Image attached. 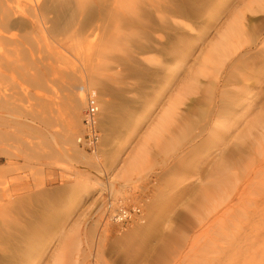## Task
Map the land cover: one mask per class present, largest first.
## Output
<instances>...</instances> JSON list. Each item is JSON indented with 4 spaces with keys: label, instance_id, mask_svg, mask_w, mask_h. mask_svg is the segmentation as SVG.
<instances>
[{
    "label": "rangeland",
    "instance_id": "1",
    "mask_svg": "<svg viewBox=\"0 0 264 264\" xmlns=\"http://www.w3.org/2000/svg\"><path fill=\"white\" fill-rule=\"evenodd\" d=\"M27 1L15 0L23 10ZM84 1L71 30L47 39L57 53L34 56L45 48L32 39L17 52L4 48L12 61L1 68L0 87L28 118L0 114V223L46 227L29 258L25 243L17 245L16 264H54L57 256L59 264H264V62L256 57L264 10L244 13V39L254 37L257 48L244 44L218 72L200 76L201 56L247 0H127V10L111 14L110 0H99L98 11ZM41 2L54 17L58 3ZM102 33L112 39L105 49L96 48ZM91 80L99 86L90 102L113 106L98 120V154L65 153L71 146L60 135L71 104L80 95L89 101ZM171 104L165 139L149 147L143 171L110 181ZM109 202H142V217L110 223Z\"/></svg>",
    "mask_w": 264,
    "mask_h": 264
},
{
    "label": "bare ground",
    "instance_id": "2",
    "mask_svg": "<svg viewBox=\"0 0 264 264\" xmlns=\"http://www.w3.org/2000/svg\"><path fill=\"white\" fill-rule=\"evenodd\" d=\"M16 1L19 2V0H16ZM88 1L90 4V7H91L90 9L92 11H98L100 5L105 6L103 4H100L99 0H88ZM137 1L141 2L143 0H134L133 5H135V3ZM27 2L29 5H27L28 7L26 10H25V8L23 10V8H20L19 4L16 3L15 0H0V76L2 75V72H1L2 67H3V69L10 67L11 62L9 61V59H11L12 57H7V55H6L7 49L10 48L9 50H12L11 48L16 47L18 44H20L22 42L27 43V42L31 41V39H32V42L35 41L36 44L42 43L41 45H43V48H45V49H41V48H39V46H38L39 49H37V46H36L35 47L36 51H35L34 49L31 50L28 47L29 51L30 50L35 51L34 54L35 53L38 54L44 50H45V52L47 51V52H51V53H57L56 49H57L58 45L56 46L55 50H52V48L49 46V44L46 43L47 39L58 38L59 35H61L63 33L66 34L68 32V30L70 31L71 30L70 27L73 25V22L76 20V17L78 16L79 11L83 10L81 7H85L86 5H88V2L87 1L85 2L84 0H74V1L73 0H50L51 4L52 3H54V4L58 3V6H57L58 9L56 6H54L53 8L55 10L57 9V11L54 10V12H53L55 16L53 15L54 17H49L51 14H49V16H47L46 12H44V4L45 3L42 4L41 0H28ZM110 2H111V5H114V6H113V8H110L111 10H108L107 13H110V14L114 13V11H117L118 9L127 10V0H110ZM153 5H154V3H153ZM63 7H64V9H62L63 11H60L59 9H61ZM157 8L155 9L156 12H158ZM259 10H264V0H247L245 5H244L243 11H238L236 13H233V15L228 20V22L223 27V29L220 32H218L215 40H213L209 44L206 51L201 56L200 63H199L200 68H199L197 74H199L200 76H205L206 74H209V72H213L215 74L216 72H218V70L224 64V62L228 58L232 57L234 54H237V52L240 49L244 48L245 46L248 48H254V47L257 48V45L259 43L256 42L254 37H252V39L248 40L247 42H246L247 39H244L245 32H244V28H243V20H244V13L245 12L255 13ZM64 11H65V13H64ZM140 11H142V10H140ZM60 13L63 15H60ZM170 13L172 15H175V14H178L179 11L177 9H174V10H171ZM64 15H66V17H64ZM18 16H21L23 19L19 18ZM138 16H141V15L138 14ZM51 18H53L54 20L52 19V21H51ZM125 21H127V20H125ZM115 29L117 30L118 28H115ZM115 29H114V31H115ZM15 30H18L21 33V35L19 36ZM72 32L73 31H71V33L69 32L68 34L74 35V33H72ZM75 33L77 35V36H75V38L76 37L79 38L78 37V35H79L78 31H76ZM71 35H69V36L72 39L73 35H72V37H71ZM111 35L112 34H110V36ZM61 36H63V35H61ZM69 36L67 35L66 38H68ZM98 36L99 37L101 36V37L100 38L98 37L97 40L95 39V41L97 43L96 48L99 46V48L102 49L105 46H107V44L109 45L108 40H111V42H112V39H110L111 38L110 36H109L110 37L109 39H106L107 37H105L106 35L104 36L103 33L101 35H98ZM112 36H115V35H112ZM95 37H97V36L95 35ZM64 38H65V36L63 37V39ZM79 40H76V41L80 42ZM104 40H107V41L105 42ZM113 41H115V40H113ZM70 42L73 45L74 41L73 42L70 41ZM23 43L20 44V47H22L21 45H23ZM82 43H83V41H82ZM60 44H62V43L60 42ZM68 44H70V43L68 42ZM103 44L105 45L104 47H102ZM244 44H246V45L244 46ZM72 45H70L71 48H73ZM30 46H31V44H30ZM61 46H63V45H61ZM65 46H69V45L66 44ZM79 46H80V44H79ZM90 46H92V45L90 44ZM261 46H264V41L261 42ZM4 48H7V49H4ZM17 48L19 49V45ZM105 48H107V47H105ZM74 49H75V47H74ZM262 49H264V47H262ZM13 50L16 51V48H14ZM23 50H22V52H23ZM22 52H20V53H22ZM258 52H259V56H256V57L262 58L261 60H262V62H264V50L258 51ZM18 53H19V51H18ZM29 53H30L29 56H31L32 53L31 52H29ZM37 54H35L34 56H36ZM17 56H20V54H18ZM30 58H33V57H30ZM16 60L18 61V59H15V61ZM11 61H12V59H11ZM13 63H14V61L12 62V64ZM34 63L32 62V64H34ZM19 65H18V68L20 70ZM24 65L22 64L20 66L21 67L23 66V68L25 69ZM27 65L31 66V64L30 65L27 64ZM13 66H15L14 70L18 69V68H16L17 63ZM33 67L36 68V66H33ZM49 67L50 66H48V68ZM23 68H21L22 72L26 73L27 70L25 71ZM26 68H28V67H26ZM249 68H254V67L250 66ZM10 69L12 71L13 68H10ZM10 69H9V71H10ZM36 69H35V71H36ZM30 72H31V70H30ZM38 72H40V71H38ZM9 73H11V72H9ZM30 76H32V75H30ZM27 77H29V76H27ZM32 77H29V79H31L30 82L34 83L37 78L34 80V76H32ZM29 79H28V81H29ZM37 80H36V82H38ZM93 80L90 81V83H89L90 86L87 84L88 87L87 88L84 87L87 90V96H88L89 101H85L83 103L82 102L83 97L80 95V98H78L76 100L73 99L74 100V101L72 100L73 103L71 102L72 104L70 107V112H69V117H68L69 119L65 123V125L63 127L64 129L62 130V134L60 135L61 140L63 141V144L71 146L69 148V150L65 149V153L69 152V151H73L75 154H79V152H77V151H79L78 150L79 146H78V143H76V142H77V138L81 135L82 132H80L78 134V136L75 135V132L77 131V127H78V131H79L80 127L83 128V126H82V117H81V121H79V119L76 118L77 117L76 111L79 109L80 102H82V104H84V106H86L87 103L90 102V98H91L90 93L92 91H94L95 86L97 85V83ZM4 84H5V81H4ZM0 85H1V78H0ZM97 86H99V85H97ZM4 92L2 91V89L0 87V114L5 113L3 115H5L7 118H12V119L28 118L27 114L26 113L24 114V112H26V110L23 112V110L21 109L22 108L21 105L20 104L18 105L16 103L18 101L15 100V102L14 101L12 102V99L10 101L6 100L9 97L6 98L7 94H6V96H4V94H3ZM95 94H96V91H95ZM20 103H21V101H20ZM95 104L98 107V113H97V125H98V120L100 119V117L102 115V109L105 112V111H108L109 109L112 110L113 106L110 103L109 104L105 103L104 106L102 104L100 105L99 103H95ZM174 106H175V104H171L159 116L157 122L152 127H149V129L146 132H145V130H143L145 133L141 134V136L139 138L137 136L138 140L136 141L137 142L136 146L135 147L133 146L134 148H132V150L130 149L131 153L128 154V157H126V159L124 158V161L121 160L122 165L120 166V169H118V173L112 177L109 176L110 181H112L113 179L115 180V178H119V179L127 181L129 177L139 175V173H141L143 171L142 168L145 164L149 147L152 144H159V142L161 140L163 141L165 139L164 135L166 134V132L168 130V128H166V126L171 122L172 116L175 114V109H174L175 107ZM225 114L226 113H223V115H225ZM107 119H109L108 116H107ZM108 122H109V120H108ZM219 124H220V122H219ZM217 127L218 126H216L215 128L217 129ZM221 127L223 128V122H222ZM262 131H264V129H262ZM2 140H3V138H2ZM165 147H166V145H165ZM98 151H99V149L97 150V152H94V154L96 156L98 154ZM130 181H133V180H130ZM82 187L84 190L87 189V186H82ZM5 191H2V192L7 193ZM242 193L243 192H241L240 195H242ZM3 195H5V194H3ZM10 201L12 202V199ZM1 206L2 205H0V207ZM2 207L0 210H3ZM3 215L5 216V213H3ZM2 216H0V219H2ZM4 219L5 218H3L2 220H4ZM45 228L46 227H44L43 229L37 230V232H36L35 229L29 230L28 227L24 228V229H16L15 224L12 225L11 222L6 223V224L0 223V244L5 246V248L3 250H5L8 253L7 256H0V264H16L17 260L20 259L19 252L17 250L18 249L17 245L19 243H25V249L27 248L25 253L27 255V258H29L30 254L35 250V247L32 246V241H34V239L39 237V234L41 232L45 233L46 232ZM73 245L74 244L72 243V246ZM68 257H70V256H68ZM72 257H73V255H72ZM60 260H61L60 257L57 256L55 258L54 264H59Z\"/></svg>",
    "mask_w": 264,
    "mask_h": 264
},
{
    "label": "built area",
    "instance_id": "3",
    "mask_svg": "<svg viewBox=\"0 0 264 264\" xmlns=\"http://www.w3.org/2000/svg\"><path fill=\"white\" fill-rule=\"evenodd\" d=\"M98 107L95 103L89 102L85 106L82 113L83 130L77 138L78 146L86 152L94 154L100 147V133L97 126ZM142 202H134L133 204H121L112 206L111 202L106 209V219L110 223L130 224L139 221L142 217Z\"/></svg>",
    "mask_w": 264,
    "mask_h": 264
}]
</instances>
